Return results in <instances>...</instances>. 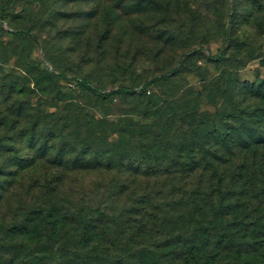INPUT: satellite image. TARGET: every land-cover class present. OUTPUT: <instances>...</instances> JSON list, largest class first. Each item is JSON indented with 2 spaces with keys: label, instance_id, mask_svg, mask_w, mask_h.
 Returning <instances> with one entry per match:
<instances>
[{
  "label": "rangeland",
  "instance_id": "1",
  "mask_svg": "<svg viewBox=\"0 0 264 264\" xmlns=\"http://www.w3.org/2000/svg\"><path fill=\"white\" fill-rule=\"evenodd\" d=\"M133 1L0 0V119L8 117L0 127V145L9 146L5 153L0 146V168L8 166L0 175L1 236H10L16 219L38 205L41 232L53 220L46 213L110 214L112 222L94 229V243L102 245L118 247L124 225L131 224L130 230L155 225V230L171 214L179 221L162 228L186 235L187 205L170 209L187 189L178 178L179 191L173 192L175 181L166 173L170 151L185 136L232 131L228 128L247 120L248 113H264V98L244 95L264 93V0ZM116 13L120 18L108 27ZM24 28L32 29L37 43L11 34ZM222 45L225 58L216 63L200 49L215 54ZM193 49L198 51L178 63ZM44 65L66 77L58 79L59 94L47 79L35 84ZM173 66L179 74L150 87L149 103L124 95L104 101L70 86L87 78L105 89L138 87ZM177 102V121L164 124ZM36 112L40 124L33 143ZM37 149L41 157L34 160ZM30 182L36 184L33 197L27 192ZM55 184L58 190L45 195ZM132 219L137 223L128 222ZM70 228L76 225L63 231Z\"/></svg>",
  "mask_w": 264,
  "mask_h": 264
},
{
  "label": "trees",
  "instance_id": "2",
  "mask_svg": "<svg viewBox=\"0 0 264 264\" xmlns=\"http://www.w3.org/2000/svg\"><path fill=\"white\" fill-rule=\"evenodd\" d=\"M233 12L234 8L230 5L229 20ZM120 16L116 13L115 17L109 18L108 27H112ZM11 34L28 37L35 43L38 41L30 28L12 30ZM227 37L228 29H225L223 44ZM200 49L204 50L205 59L209 62L216 63L225 58L224 45L215 54L207 48ZM196 51L193 49L181 54L178 63H183ZM179 72V66H173L144 80L138 87L119 85L105 89L87 78L75 80L70 86H78L104 101L124 95L145 97L149 103L152 94L147 95V90L153 85L172 81ZM59 78L66 77L44 65L34 76V82L38 84L47 79L56 85L59 94ZM247 93L255 100L264 98V93L250 90L244 95ZM149 107L147 105L146 110ZM165 107L161 106L157 112ZM176 108L178 102L168 112L169 117L164 124H175ZM15 114L20 116L21 112L16 111ZM34 117L33 143L40 124V116L37 114ZM7 118L4 116L0 119V127ZM219 120L224 124L223 116ZM228 129L232 131L185 136L168 155L167 163L171 164L166 173L171 174L172 181H175L173 192L179 191L176 185L178 178L182 181L179 182L181 186H187L184 196L170 202L172 211L187 205L186 235L180 231L168 234L162 228L166 223L179 221L171 214L172 218H167L155 230V225L151 229L140 224L141 230H130L133 227L131 224L124 225L117 236L119 241L123 240L118 247H112L117 245L116 242L102 245L100 242L94 243L98 235L94 229L96 224L112 222L114 219L110 214L99 210L90 217H56L46 213L53 220L50 227H44L45 231L41 232L37 229L38 212L41 210L38 205L37 208L28 207L27 212L16 219L10 236L0 235V264H264V113L262 116L258 112L248 113L247 120ZM0 146L5 148L4 153L9 151L8 145ZM39 157L37 149L34 160ZM7 168H0V175H6ZM12 182L14 178L9 184ZM57 187L55 184L46 188L45 195L55 193ZM35 188L33 182L27 185L31 197ZM151 218L155 219V216ZM128 222L137 223L136 219ZM69 223L76 225V230L68 229L72 235L63 231Z\"/></svg>",
  "mask_w": 264,
  "mask_h": 264
}]
</instances>
